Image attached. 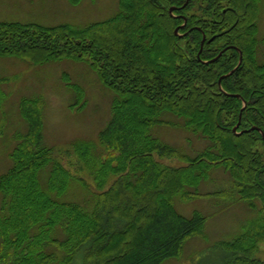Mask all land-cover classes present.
<instances>
[{
    "label": "trees",
    "instance_id": "obj_1",
    "mask_svg": "<svg viewBox=\"0 0 264 264\" xmlns=\"http://www.w3.org/2000/svg\"><path fill=\"white\" fill-rule=\"evenodd\" d=\"M184 1L117 0L114 13L82 26L0 19V55L83 58L112 91L97 146L70 142L94 189L43 143L42 95L20 99L27 128L15 133L11 164L0 172V264H157L179 254L188 237L204 235L207 216L178 211L177 194L245 200L253 217L213 248L221 251L219 264H264L255 256L264 241V139L257 128L232 130L239 119L237 130L255 125L264 134L259 0ZM170 5L179 8L170 13ZM233 45L241 61L218 84L237 63ZM66 83L75 93L71 105H82L83 88ZM166 112L183 120L162 117ZM155 123H178L208 143L189 155L153 135ZM216 167L230 175L228 187L198 190ZM74 184L86 190L82 200L63 197Z\"/></svg>",
    "mask_w": 264,
    "mask_h": 264
},
{
    "label": "rangeland",
    "instance_id": "obj_2",
    "mask_svg": "<svg viewBox=\"0 0 264 264\" xmlns=\"http://www.w3.org/2000/svg\"><path fill=\"white\" fill-rule=\"evenodd\" d=\"M116 9L117 0H0V19L44 24L70 22L82 26L109 16ZM257 23L258 35L262 39L258 56L263 58L264 0H259ZM0 78V172L11 164L9 152L16 142L15 133L24 132L27 128V122L19 110L20 99L40 94L45 100L43 143L52 146L56 158L82 174L94 189L91 176L70 149V142L75 138H86L93 140L97 146L98 131L110 116L112 91L99 81L95 69L83 58L66 56L30 62L15 55H0ZM66 80L83 88L82 105L81 102L71 105L75 93ZM162 117L176 122L183 120L182 116L169 112L162 114ZM150 132L189 155H194L208 143L206 137L184 129L178 123H155ZM157 158L171 164L181 163L174 156ZM230 180V175L222 167H216L211 169L209 177L201 181L198 190L225 188ZM84 193V188L74 184L63 197L82 200ZM173 203L178 211L186 215L198 210L207 216L204 235L188 237L179 254L168 256L157 264H219L218 255L221 251L213 248V244L236 235L254 215L245 200H234L230 196L193 195L183 199L177 194ZM255 256L264 260V241L259 243Z\"/></svg>",
    "mask_w": 264,
    "mask_h": 264
},
{
    "label": "water",
    "instance_id": "obj_3",
    "mask_svg": "<svg viewBox=\"0 0 264 264\" xmlns=\"http://www.w3.org/2000/svg\"><path fill=\"white\" fill-rule=\"evenodd\" d=\"M186 1H187V0H185L184 3H186ZM184 3H183L182 5H184ZM182 5H181V6H182ZM173 8H174V6H173V5H170L169 8H168V11H169L170 13H172V9H173ZM177 29H178V26H176V27L174 28V32H177ZM212 37H213V35L210 36L207 40H211ZM204 39H205V33L202 32V36H201V39H200V44H199V48H198V51H197V55H199V52H200L201 47H202V45H203ZM233 46H234L235 48H237V49H238V52H239V56H238L237 63H236V64H235L230 70H228L227 72H224V73H222V74L219 75V77H218V84H220V80H221V78L224 77V76H226V75H228V74H230V73L236 68V66L240 63V61H241V57H242L241 49H240L238 46H236V45H233ZM226 47H227V46L221 48V49L217 52V54L214 55L213 57H211V58H209V59H204L203 61H205V62H207V61H213L214 59H216V58L221 54V52H222ZM238 125H239V119H238V121L232 126V130H233L234 132H236L237 134H239V133L242 132L243 130H248V129H252V128H257V129L260 130V132H261V134H262V136H263V139H264L263 131H262L259 127L255 126V125H251V126L248 127V128L237 130Z\"/></svg>",
    "mask_w": 264,
    "mask_h": 264
},
{
    "label": "flooded vegetation",
    "instance_id": "obj_4",
    "mask_svg": "<svg viewBox=\"0 0 264 264\" xmlns=\"http://www.w3.org/2000/svg\"><path fill=\"white\" fill-rule=\"evenodd\" d=\"M173 6H174V8H173V9H175V8H179L177 5H173ZM173 9H172V13H173ZM179 14H181V13H180V12H178V13H177V15H179ZM205 39H206V35H205ZM205 39H204V40H205Z\"/></svg>",
    "mask_w": 264,
    "mask_h": 264
}]
</instances>
